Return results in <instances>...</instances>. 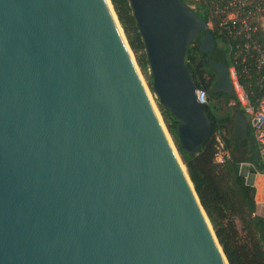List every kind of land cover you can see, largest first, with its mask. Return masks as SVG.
<instances>
[{"label": "water", "instance_id": "95a60500", "mask_svg": "<svg viewBox=\"0 0 264 264\" xmlns=\"http://www.w3.org/2000/svg\"><path fill=\"white\" fill-rule=\"evenodd\" d=\"M129 1L156 104L111 0H0V264H230L178 149L212 133L196 35L234 97L229 64L185 0ZM233 124L254 144L241 107Z\"/></svg>", "mask_w": 264, "mask_h": 264}, {"label": "trees", "instance_id": "16d2710c", "mask_svg": "<svg viewBox=\"0 0 264 264\" xmlns=\"http://www.w3.org/2000/svg\"><path fill=\"white\" fill-rule=\"evenodd\" d=\"M111 1L139 66L148 73L145 46L136 26L130 1ZM199 13L206 19L205 13ZM212 32L218 45L209 54L210 58L230 63L225 39L220 38L215 31ZM203 35L204 32L196 35L188 49L186 60L198 88L207 93L206 107L212 121L210 137L197 153L185 152L178 145L175 135L178 121L168 109L160 106V110L229 263L264 264V216L257 213L256 186L249 183L241 173L242 164L247 162L252 164L254 173H264V162L257 161L253 153L254 147L258 149L256 141L253 144L249 137L234 136V111L242 106L236 95L232 97L213 91L216 72L206 60L205 54L199 51V41ZM256 40L264 48V30L257 33ZM245 66L248 68L247 73L243 70ZM236 67L250 103L256 106L259 97L264 95V66L258 68L255 58L248 56L245 62L238 63ZM148 83L151 84L150 76ZM221 97L226 104L231 100L234 103L222 110ZM249 131L254 136L251 124ZM221 150L224 155L219 160Z\"/></svg>", "mask_w": 264, "mask_h": 264}, {"label": "built area", "instance_id": "2783aa9c", "mask_svg": "<svg viewBox=\"0 0 264 264\" xmlns=\"http://www.w3.org/2000/svg\"><path fill=\"white\" fill-rule=\"evenodd\" d=\"M187 3L196 11L203 10L207 16V27L225 39L230 60V81L237 101L251 117L250 124L254 130L258 152L264 162V95L259 97L256 106L252 105L240 82L236 67L238 63L245 62L248 56L255 58L258 68L264 66V48L256 40L257 33L264 30V0H194ZM243 70L247 73V66ZM197 96L201 103H208L204 89L198 88ZM220 145L223 146L222 141ZM223 155L224 151L221 150L218 159L222 160ZM262 175L264 178V173Z\"/></svg>", "mask_w": 264, "mask_h": 264}, {"label": "rangeland", "instance_id": "374dc122", "mask_svg": "<svg viewBox=\"0 0 264 264\" xmlns=\"http://www.w3.org/2000/svg\"><path fill=\"white\" fill-rule=\"evenodd\" d=\"M187 2L189 3H192L194 0H186ZM134 52V51H133ZM135 55V53H134ZM136 57V55H135ZM139 69L141 71V75L143 77V80L145 81V84L147 85V88L149 89V83H148V76H149V70H148V73H145L141 67L139 66ZM149 93L153 99V101H155V104H156V100H155V96L154 94L151 92V90L149 89ZM221 100V106H222V110H226L227 107H229V104H233L234 103V100H231L230 103L226 104L224 102V98L221 97L220 98ZM247 114V113H246ZM248 120L251 121V117L249 114L246 115ZM167 126V125H166ZM241 171H242V174L247 178V180H250L252 179L254 176H253V171H252V164L251 163H243L242 166H241ZM259 173V172H258Z\"/></svg>", "mask_w": 264, "mask_h": 264}, {"label": "crops", "instance_id": "0c3cea01", "mask_svg": "<svg viewBox=\"0 0 264 264\" xmlns=\"http://www.w3.org/2000/svg\"><path fill=\"white\" fill-rule=\"evenodd\" d=\"M249 181L256 186L257 213L264 216V178L262 173H255Z\"/></svg>", "mask_w": 264, "mask_h": 264}, {"label": "flooded vegetation", "instance_id": "af4514ba", "mask_svg": "<svg viewBox=\"0 0 264 264\" xmlns=\"http://www.w3.org/2000/svg\"><path fill=\"white\" fill-rule=\"evenodd\" d=\"M186 1V0H185ZM197 11L201 12L202 14H204L203 10L201 9H198Z\"/></svg>", "mask_w": 264, "mask_h": 264}]
</instances>
